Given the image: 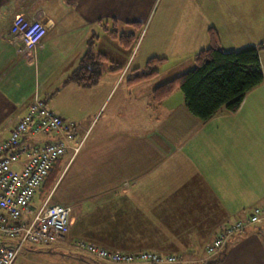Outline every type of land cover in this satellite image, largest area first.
Listing matches in <instances>:
<instances>
[{
    "label": "crops",
    "instance_id": "crops-1",
    "mask_svg": "<svg viewBox=\"0 0 264 264\" xmlns=\"http://www.w3.org/2000/svg\"><path fill=\"white\" fill-rule=\"evenodd\" d=\"M154 1L0 0V142L38 95L64 120L75 122L85 142L73 158L68 152L59 160V176L43 183L32 204L39 207L50 195L51 204L71 207L70 235L107 249L197 260L224 225L264 204V82L246 94L236 112L222 110L206 122L189 111L181 90L159 105L152 92L194 66L193 57L210 46V28L226 51L261 46L264 73V0H220V10L211 0L206 13H185L177 26V48L191 61H161L151 79L128 83L131 71L147 62L131 61L135 48L124 61H112L120 72L108 67L90 87L65 83L90 41L94 52H105L96 45L103 32L114 38V29L119 35V27L128 33L133 23L142 26ZM18 14L47 24L35 49L25 48L20 35L10 31ZM161 23L166 25L164 18ZM13 166L20 169L21 163ZM61 190L67 200L54 199ZM220 256L217 264H264V231L246 228L206 264ZM13 264L107 263L49 245L26 246Z\"/></svg>",
    "mask_w": 264,
    "mask_h": 264
},
{
    "label": "built area",
    "instance_id": "built-area-1",
    "mask_svg": "<svg viewBox=\"0 0 264 264\" xmlns=\"http://www.w3.org/2000/svg\"><path fill=\"white\" fill-rule=\"evenodd\" d=\"M10 31L20 35L25 48L35 49L46 35L47 24L18 14L11 22ZM40 136L45 139L39 143L36 139ZM84 142L78 138L76 123L64 120L38 95L10 136L0 142V233L8 239L0 244V264H13L26 246L49 245H64L107 264H206L246 228L260 227L264 231L262 204L253 206L244 219L224 225L205 246L204 256L197 260L152 250H110L72 237L71 207L51 204L50 195L39 207L32 201L59 160L68 152L73 158ZM19 163L21 168H14Z\"/></svg>",
    "mask_w": 264,
    "mask_h": 264
},
{
    "label": "trees",
    "instance_id": "trees-1",
    "mask_svg": "<svg viewBox=\"0 0 264 264\" xmlns=\"http://www.w3.org/2000/svg\"><path fill=\"white\" fill-rule=\"evenodd\" d=\"M133 25L135 28L141 27L138 22ZM110 34L125 46L136 39L133 31L118 35L114 29ZM209 39L210 46L195 55V63L191 69L154 88L152 92L154 104L159 105L175 90H181L189 111L206 122L222 110L236 112L246 94L264 82L259 56L261 46L249 45L226 51L220 46L218 34L213 28L209 29ZM92 46L93 42L90 41L87 53L65 83L72 82L81 87H90L100 81L107 71L108 67L106 68L104 64L108 57L102 52H94ZM160 59L152 57L147 60L142 70L133 69L128 77V83H137L154 77L158 73L156 65L161 62ZM109 70L120 72L122 67H111ZM59 163L50 171L44 183L55 182ZM0 242L5 241L0 238ZM221 260L220 256L213 264L220 263Z\"/></svg>",
    "mask_w": 264,
    "mask_h": 264
},
{
    "label": "rangeland",
    "instance_id": "rangeland-1",
    "mask_svg": "<svg viewBox=\"0 0 264 264\" xmlns=\"http://www.w3.org/2000/svg\"><path fill=\"white\" fill-rule=\"evenodd\" d=\"M207 1H209V9V3L211 0H155L153 3V9L150 18L141 27L135 28L133 30L136 39L133 41V43L131 42L128 46L121 45L118 39H116V42L115 38H111L103 32L100 40L98 39L99 41H96V45L100 46L99 48L105 50V52H102L106 53L108 57V61L104 64V66H106V68L116 67L117 65L113 62L120 63L121 61H124L125 57L131 54L135 48L136 49L131 59V61H135V65L137 61H147L152 57L161 58L160 61H191V59H189V53H187V51L182 53L177 48L181 45V41L177 35V26L179 25L180 17L185 15V13H190L193 10L202 14L206 13L208 11L206 6ZM214 3L215 10H220V0H214ZM153 15L155 16L151 23ZM200 17L202 18V16ZM163 18L165 19L166 25L161 23V20H163ZM187 19L191 22L194 20V17L192 15L187 14ZM156 26L160 27L162 30L158 28V30L156 31ZM113 28L116 27L110 26V29ZM121 28L122 27L117 28L119 30V35L122 33ZM112 39L115 41H113ZM139 48L140 50L138 52ZM145 49L146 55H144ZM194 58L195 57H193V59ZM193 59L192 61H194ZM159 65L160 64L156 65V68L158 70ZM67 161L68 157H66L63 162H61V168L65 167ZM75 169L76 167L73 166L70 172L74 171ZM61 171L62 170L59 171L58 176ZM69 175L70 174H68V176ZM67 180L68 178H66V181ZM68 193H70V197L75 200L76 195L74 194L73 190H70L68 188ZM59 197L62 201L67 200L66 191L61 190L57 192L55 194L54 199L57 200V198ZM0 238H2L4 241H8V239L2 236L1 233Z\"/></svg>",
    "mask_w": 264,
    "mask_h": 264
},
{
    "label": "water",
    "instance_id": "water-1",
    "mask_svg": "<svg viewBox=\"0 0 264 264\" xmlns=\"http://www.w3.org/2000/svg\"><path fill=\"white\" fill-rule=\"evenodd\" d=\"M0 244H1V242H0Z\"/></svg>",
    "mask_w": 264,
    "mask_h": 264
}]
</instances>
